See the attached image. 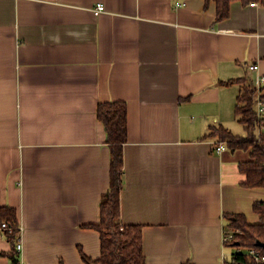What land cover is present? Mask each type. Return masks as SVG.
Masks as SVG:
<instances>
[{
    "label": "crops",
    "instance_id": "1",
    "mask_svg": "<svg viewBox=\"0 0 264 264\" xmlns=\"http://www.w3.org/2000/svg\"><path fill=\"white\" fill-rule=\"evenodd\" d=\"M262 75L257 3L232 2L216 21L204 0H0V208L17 211L20 264L99 257V234L84 226L98 223L109 185L97 106L115 101L127 105L120 218L142 226L146 264L230 262L229 217L259 224L264 188L243 187L247 154L219 155L207 135L242 136L236 98Z\"/></svg>",
    "mask_w": 264,
    "mask_h": 264
},
{
    "label": "trees",
    "instance_id": "2",
    "mask_svg": "<svg viewBox=\"0 0 264 264\" xmlns=\"http://www.w3.org/2000/svg\"><path fill=\"white\" fill-rule=\"evenodd\" d=\"M242 4H260L264 0H204L205 5L213 2L216 8V21L226 19L230 13L232 2ZM244 83L243 79L220 82L229 86ZM264 99V95H262ZM97 119L103 124L106 144L109 147V185L99 203V221L87 224L84 228L93 229L99 234L100 254L96 259L87 257L79 250L84 264H146L143 252L142 226L124 225L120 218L119 195L123 177V145L127 142V105L122 101L99 103ZM234 117L244 127L245 134L237 136L222 126L212 127L207 137H216V142H224L229 150L242 151L247 159L238 163V169L245 176L242 183L246 188H264V115L258 117L256 111L255 90L251 83L244 84L236 98ZM252 210L259 215V224H249L243 215L229 217L228 230L234 233V239L226 245L232 247L234 253L230 262L224 264H257L245 253L237 254L236 249L243 251L257 249L264 254V249L256 247V242L264 243V201L254 202ZM0 221L8 225L4 230L11 245L7 256L13 264H20L16 250L18 232L17 211L9 207L0 208ZM184 264H191L186 262Z\"/></svg>",
    "mask_w": 264,
    "mask_h": 264
},
{
    "label": "built area",
    "instance_id": "3",
    "mask_svg": "<svg viewBox=\"0 0 264 264\" xmlns=\"http://www.w3.org/2000/svg\"><path fill=\"white\" fill-rule=\"evenodd\" d=\"M254 6V3L251 4ZM104 10L103 5H99L96 10L95 14L97 15L100 11ZM249 71L254 72L258 70V66L256 64H252L248 67ZM253 89L255 90V98H256V111L258 114V117H262L264 115V99L262 98V92L264 90V75L258 76L252 83H251ZM260 130H264V127H261ZM213 145V150L217 154H221L224 151H226L227 147L224 142H214L212 143ZM0 229L1 230H6L8 229V225L6 223H1L0 224ZM21 231V228L18 226V232ZM234 239V233L227 230L224 231L223 236H222V245L226 246L229 243H231ZM22 249V244L20 241V238L17 239L16 243V250L21 251ZM237 254H242L245 253L248 255L255 263L257 264H264V254H262L259 250L257 249H249L247 251H243L242 249L238 248L236 249Z\"/></svg>",
    "mask_w": 264,
    "mask_h": 264
},
{
    "label": "rangeland",
    "instance_id": "4",
    "mask_svg": "<svg viewBox=\"0 0 264 264\" xmlns=\"http://www.w3.org/2000/svg\"><path fill=\"white\" fill-rule=\"evenodd\" d=\"M242 127V126H241ZM242 129V128H241ZM236 132H238L237 134H241L242 136L244 135V131H243V129L241 130V131H236ZM233 248L232 247H225V250L226 251H229L230 252V250H232ZM232 252H234V249H233V251Z\"/></svg>",
    "mask_w": 264,
    "mask_h": 264
},
{
    "label": "water",
    "instance_id": "5",
    "mask_svg": "<svg viewBox=\"0 0 264 264\" xmlns=\"http://www.w3.org/2000/svg\"><path fill=\"white\" fill-rule=\"evenodd\" d=\"M256 247L263 248L264 249V243L257 241L256 242Z\"/></svg>",
    "mask_w": 264,
    "mask_h": 264
}]
</instances>
